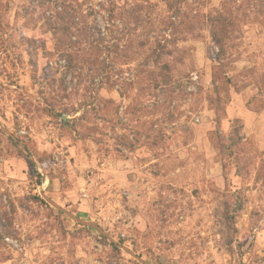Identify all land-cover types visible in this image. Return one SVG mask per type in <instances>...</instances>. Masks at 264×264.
I'll list each match as a JSON object with an SVG mask.
<instances>
[{"label":"rangeland","instance_id":"obj_1","mask_svg":"<svg viewBox=\"0 0 264 264\" xmlns=\"http://www.w3.org/2000/svg\"><path fill=\"white\" fill-rule=\"evenodd\" d=\"M112 2L60 40L54 0H0V264H142L42 192L155 264H264V9L220 60L180 23L220 0Z\"/></svg>","mask_w":264,"mask_h":264},{"label":"trees","instance_id":"obj_2","mask_svg":"<svg viewBox=\"0 0 264 264\" xmlns=\"http://www.w3.org/2000/svg\"><path fill=\"white\" fill-rule=\"evenodd\" d=\"M38 1L41 6H47L48 9H51L53 0ZM54 1L56 2L54 12L55 18L58 20V22L61 23V25L57 26L55 22H50L49 20L47 26L48 30L56 35L57 39L60 40H71L73 35H76L77 33L80 34L79 37H83L85 40H89L90 36H93V34L90 32V29H86V27H84L83 25L80 26L79 21H75V12L69 7L67 0ZM114 1L115 0H113L112 3H114ZM184 1L185 0H166V3L169 8L174 9L176 17H179L182 14L181 5ZM238 1L239 0H220V3L217 7L214 6L212 8H209L203 14V22H201L202 24L198 20L189 21L181 18L180 23L187 26L184 32H182V34L184 35L183 38L186 39L188 35H195V30L200 29L205 25L206 28L208 27L211 31L213 41L218 49V58L221 60L223 57L227 56L229 50L234 47L233 41L236 39V31L241 21L237 9L238 6L240 7ZM244 1L249 10L256 9V7L260 8L261 10L264 9V0ZM202 3V5H204V2ZM114 8L111 9L112 12L115 10ZM236 133L237 130H234L233 134ZM233 134L231 135L230 140L232 141V144H235L236 138ZM1 239L2 236L0 235V240ZM111 246L112 249L116 252L120 253L122 251V249L119 248L117 244L111 243Z\"/></svg>","mask_w":264,"mask_h":264},{"label":"water","instance_id":"obj_3","mask_svg":"<svg viewBox=\"0 0 264 264\" xmlns=\"http://www.w3.org/2000/svg\"><path fill=\"white\" fill-rule=\"evenodd\" d=\"M42 195L47 200V202H49L52 206H54L55 208H57L59 211L63 212L64 214H66L70 218L74 219L79 224H82L83 226L92 227V228L98 230L102 235H104L106 238H108L112 243L117 244L120 248H122L123 250H125L126 252H128L130 255H132L134 258H136L142 264H155L153 262H149V261L144 260L139 254H136L135 252H133L132 250H130L127 246H124V245H121V244H118V243L114 242V240L111 237H109V235L97 223L92 222V221H85V220H83L81 218H78L72 212H70L69 210L63 208L61 205H59L56 202H54L48 196H45V194L43 192H42Z\"/></svg>","mask_w":264,"mask_h":264}]
</instances>
